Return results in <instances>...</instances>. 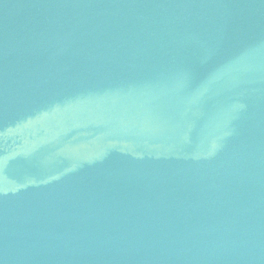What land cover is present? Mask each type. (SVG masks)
Returning <instances> with one entry per match:
<instances>
[{
	"label": "water",
	"instance_id": "95a60500",
	"mask_svg": "<svg viewBox=\"0 0 264 264\" xmlns=\"http://www.w3.org/2000/svg\"><path fill=\"white\" fill-rule=\"evenodd\" d=\"M0 264H264V0H0Z\"/></svg>",
	"mask_w": 264,
	"mask_h": 264
}]
</instances>
